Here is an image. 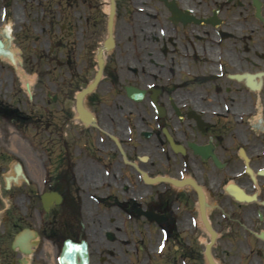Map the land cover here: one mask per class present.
Listing matches in <instances>:
<instances>
[{
  "label": "flooded vegetation",
  "instance_id": "flooded-vegetation-1",
  "mask_svg": "<svg viewBox=\"0 0 264 264\" xmlns=\"http://www.w3.org/2000/svg\"><path fill=\"white\" fill-rule=\"evenodd\" d=\"M119 30L137 42L104 52L90 122L75 109L80 89L67 107L57 86L54 120L18 149L22 173L13 148L0 153V177L23 186L24 223L43 234L24 251L10 231L0 264H61L66 231L88 242L90 264H264V0H117ZM99 54L75 61L81 88ZM3 90L16 100L0 116L31 122L28 86L18 77ZM52 190L62 200L45 212Z\"/></svg>",
  "mask_w": 264,
  "mask_h": 264
},
{
  "label": "rangeland",
  "instance_id": "rangeland-1",
  "mask_svg": "<svg viewBox=\"0 0 264 264\" xmlns=\"http://www.w3.org/2000/svg\"><path fill=\"white\" fill-rule=\"evenodd\" d=\"M108 2L109 0H0V40L4 43L0 48V87L1 83L7 85L13 78L19 77L30 88V98L27 99V105L22 104V107L25 114L31 117L28 130L38 133L37 140L45 132L46 123L56 115L57 86H62L65 90V103L70 107L73 105L74 91L85 85L86 80L82 79L84 76L79 80L73 77L74 64L77 60L82 63L95 57L106 39ZM86 18L94 20V33L91 29L88 30ZM118 22L120 25L121 21ZM116 42L117 45L136 43L137 37L124 35L119 30ZM1 94L0 100L5 104H13L16 100L14 93L9 91L3 90ZM40 118L42 120L38 122ZM52 130L54 128L50 129L51 133ZM20 134L16 126L9 125L0 117V151L13 145L18 149L22 148ZM9 182L11 183L10 180ZM10 185L0 178L3 198L0 200L2 242L7 240L9 231L16 230L14 222L24 216L13 197V191L22 188ZM31 223L36 224L35 217ZM21 226L24 227L25 224ZM65 236H71V232L66 231ZM48 247L46 254L50 263L55 252L53 246ZM59 247L57 245V250Z\"/></svg>",
  "mask_w": 264,
  "mask_h": 264
},
{
  "label": "water",
  "instance_id": "water-1",
  "mask_svg": "<svg viewBox=\"0 0 264 264\" xmlns=\"http://www.w3.org/2000/svg\"><path fill=\"white\" fill-rule=\"evenodd\" d=\"M115 15V0H111V5H110V16H109V36L105 41V48L109 49L111 46H113L114 43V36H113V19ZM102 64H103V59L100 58V65L101 69L99 74L97 75V79L95 82H93L87 89H85L83 92H81L78 95V109L79 112L81 113L82 117L87 114L83 104H82V99L83 96L92 91L94 87L96 86L98 80L100 79L101 72H102ZM87 120V118L85 119ZM47 194L43 196L45 205L47 207ZM72 254H78L79 255V260H74L72 258ZM60 260L63 264H89V251L87 248V242L82 241L81 243H75L71 241L70 239L66 240Z\"/></svg>",
  "mask_w": 264,
  "mask_h": 264
},
{
  "label": "bare ground",
  "instance_id": "bare-ground-1",
  "mask_svg": "<svg viewBox=\"0 0 264 264\" xmlns=\"http://www.w3.org/2000/svg\"><path fill=\"white\" fill-rule=\"evenodd\" d=\"M107 10H108V7H107Z\"/></svg>",
  "mask_w": 264,
  "mask_h": 264
}]
</instances>
